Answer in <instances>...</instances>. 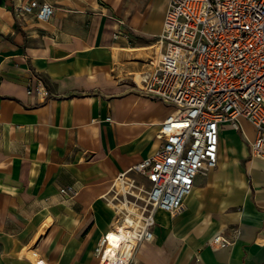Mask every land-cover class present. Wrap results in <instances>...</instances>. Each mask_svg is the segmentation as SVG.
<instances>
[{
  "label": "crops",
  "instance_id": "obj_1",
  "mask_svg": "<svg viewBox=\"0 0 264 264\" xmlns=\"http://www.w3.org/2000/svg\"><path fill=\"white\" fill-rule=\"evenodd\" d=\"M23 1L0 0V264H96L117 174L155 150L174 110L135 85L167 0H46L45 21L18 13ZM36 76L45 97L26 92ZM239 124L220 128L217 164L183 208L156 210L133 264H264V160Z\"/></svg>",
  "mask_w": 264,
  "mask_h": 264
},
{
  "label": "built area",
  "instance_id": "obj_2",
  "mask_svg": "<svg viewBox=\"0 0 264 264\" xmlns=\"http://www.w3.org/2000/svg\"><path fill=\"white\" fill-rule=\"evenodd\" d=\"M15 10L39 21L53 14L46 0H24ZM153 37L156 52L135 85L174 110L159 125L155 150L117 174L113 198L121 206H114V223L94 246L96 264H133L137 245L153 237L156 210L178 213L195 176L216 166L224 125L240 128V118L249 121V154L264 160V0H167ZM26 92L47 95L37 76ZM128 171L146 184H137ZM59 190L74 192L71 186ZM212 240L228 244L219 234Z\"/></svg>",
  "mask_w": 264,
  "mask_h": 264
},
{
  "label": "rangeland",
  "instance_id": "obj_3",
  "mask_svg": "<svg viewBox=\"0 0 264 264\" xmlns=\"http://www.w3.org/2000/svg\"><path fill=\"white\" fill-rule=\"evenodd\" d=\"M153 38L154 37H151V40H153ZM171 107H174L173 105H171V104H169ZM157 137V136H156ZM134 177V176H133ZM135 182L137 183V184H142L143 182H144V178H141L139 175H136V177H135ZM144 184H146L145 182H144ZM136 191V190H135ZM126 197L127 198H129V199H131V200H133L134 199V197H133V195H126ZM137 198V197H136ZM118 199H123V196H122V193H119L118 194ZM135 200V199H134ZM136 201L138 202V203H140L141 201L139 200V199H136ZM112 202L114 203V204H116V203H119V200H117V199H113L112 200ZM114 206H120V204H116V205H114ZM114 206H112V208H114Z\"/></svg>",
  "mask_w": 264,
  "mask_h": 264
},
{
  "label": "bare ground",
  "instance_id": "obj_4",
  "mask_svg": "<svg viewBox=\"0 0 264 264\" xmlns=\"http://www.w3.org/2000/svg\"><path fill=\"white\" fill-rule=\"evenodd\" d=\"M157 138H158V137H157ZM115 183H117V186L119 187L118 179H116ZM122 188H123V186H122ZM120 206H121V205H120ZM110 235H111V237H113V238L116 236V235L113 234V232H110ZM37 262H38V264H39V260H38Z\"/></svg>",
  "mask_w": 264,
  "mask_h": 264
}]
</instances>
